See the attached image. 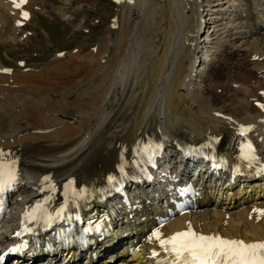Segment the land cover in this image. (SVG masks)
<instances>
[{
    "label": "bare ground",
    "instance_id": "1",
    "mask_svg": "<svg viewBox=\"0 0 264 264\" xmlns=\"http://www.w3.org/2000/svg\"><path fill=\"white\" fill-rule=\"evenodd\" d=\"M32 1L16 7L20 0H0V33L12 32L0 35L3 45L19 42V23L36 14L29 10ZM117 1L120 13L113 32L109 28L110 42L90 55L89 73L66 83L52 75L46 79L45 73L21 79L0 72V116L9 119V128L0 129V165L11 166L0 169L17 170L8 184L13 198L0 247L16 236L29 207L67 182L79 194L73 212L82 209V219L93 227L85 251L56 253L49 258L56 264H173L160 241L189 230L245 245L264 243V215L254 211L264 210V0ZM205 9L211 12L208 22ZM227 47L238 60L216 68L224 81L206 85L210 64ZM199 50L205 51L200 59ZM232 106L236 111H229ZM241 140L260 158L242 175ZM150 144L163 148L160 172L182 165L190 170L192 164L205 173L212 157L226 167L220 178L203 177L204 203L197 212L147 237L145 226L155 224V211L164 208L159 198L167 192L158 176L150 180L161 182L149 180L152 188L145 192L139 168ZM119 181L126 187H116ZM58 194L54 206L62 202ZM217 197H225L223 206L213 203ZM137 238L134 256L124 263L130 240ZM41 240L36 257L28 255L21 264H46L40 258L54 253L55 240L51 233Z\"/></svg>",
    "mask_w": 264,
    "mask_h": 264
},
{
    "label": "rangeland",
    "instance_id": "2",
    "mask_svg": "<svg viewBox=\"0 0 264 264\" xmlns=\"http://www.w3.org/2000/svg\"><path fill=\"white\" fill-rule=\"evenodd\" d=\"M227 5L224 6L228 7ZM119 8L117 0L32 1L29 10L36 14L26 24L23 22L19 24V27L22 26V31L17 34L19 42H7L4 45L0 42V67L4 68L3 73L5 76L16 75L21 79L45 73L46 79L52 75L59 79L63 78L61 80H65L66 83L72 76L89 73L88 59L91 58L90 55L102 49L104 40L106 45L109 44L110 38L106 37L109 28L113 32L120 13ZM206 11L205 9L204 18L208 22L211 12ZM11 33L0 35L8 37ZM205 35L203 38H206ZM198 38H202V35H198ZM201 52L205 53L204 50H199L198 59ZM225 52L224 57L220 56L210 64L209 76L204 79L206 85L224 81L226 77H216L218 68L224 69L232 64V59L238 60L237 52L232 48L227 47ZM242 58L248 67H253L252 61L246 55H242ZM251 73L255 74L252 70ZM213 79L214 81H211ZM231 93L234 94V98L236 92L230 90ZM232 107L229 111H236L235 106ZM0 119V129L7 130L9 119L5 115H1ZM130 258L132 256L127 257V260Z\"/></svg>",
    "mask_w": 264,
    "mask_h": 264
},
{
    "label": "snow or ice",
    "instance_id": "3",
    "mask_svg": "<svg viewBox=\"0 0 264 264\" xmlns=\"http://www.w3.org/2000/svg\"><path fill=\"white\" fill-rule=\"evenodd\" d=\"M16 3V0H13ZM26 0H20L16 7H21ZM23 16L27 18L28 13ZM0 167H11L0 165ZM14 178V177H13ZM3 185H0V190ZM264 215V210H255ZM160 239V233H154ZM162 246L171 245V251L185 264H264V243L245 245L243 241L224 240L215 236L197 235L191 230L176 233L174 236L161 240Z\"/></svg>",
    "mask_w": 264,
    "mask_h": 264
},
{
    "label": "water",
    "instance_id": "4",
    "mask_svg": "<svg viewBox=\"0 0 264 264\" xmlns=\"http://www.w3.org/2000/svg\"><path fill=\"white\" fill-rule=\"evenodd\" d=\"M74 115V111H70V113L67 115V117L72 118Z\"/></svg>",
    "mask_w": 264,
    "mask_h": 264
}]
</instances>
